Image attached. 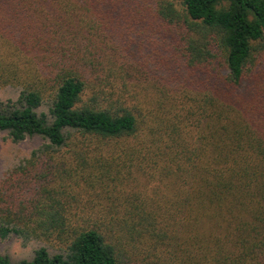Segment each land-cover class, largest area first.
Wrapping results in <instances>:
<instances>
[{
    "label": "trees",
    "instance_id": "1",
    "mask_svg": "<svg viewBox=\"0 0 264 264\" xmlns=\"http://www.w3.org/2000/svg\"><path fill=\"white\" fill-rule=\"evenodd\" d=\"M0 69V264H264V0H0Z\"/></svg>",
    "mask_w": 264,
    "mask_h": 264
},
{
    "label": "rangeland",
    "instance_id": "2",
    "mask_svg": "<svg viewBox=\"0 0 264 264\" xmlns=\"http://www.w3.org/2000/svg\"><path fill=\"white\" fill-rule=\"evenodd\" d=\"M143 53L146 56L148 55V52L146 51ZM154 56L158 55L148 57L149 63L152 62L151 57ZM158 58L162 60L163 56H158ZM152 66L157 65L152 64L150 67ZM146 69L147 67L141 71H146ZM159 74H162V72ZM10 75L11 77L14 76L13 73L10 74L9 71L0 69V102H5L8 100L15 101L20 94V85L18 86L9 81L6 82L8 78H11ZM162 80L173 84L172 80L170 79H168L170 81L167 79ZM41 110L47 111V107L44 106ZM44 142V139L37 135L27 137L26 139L19 142H14L6 131H0V182L3 180L7 181L16 179L17 174H14V172L16 171L19 173L20 168L25 166V163L28 160H32L34 153L40 149ZM68 181L69 180L67 178L63 177L55 180L58 189H66L71 193H76L77 190H85V188L73 185L72 183H67ZM41 246L48 247L51 252L55 251L54 246H47L46 243H43L37 239H32L25 242L23 239L15 235L5 239L0 238V253L9 256L12 262H17L21 259H31L34 255V251Z\"/></svg>",
    "mask_w": 264,
    "mask_h": 264
}]
</instances>
